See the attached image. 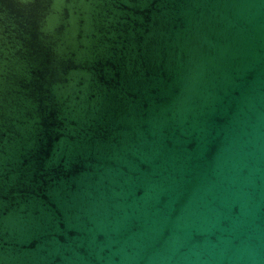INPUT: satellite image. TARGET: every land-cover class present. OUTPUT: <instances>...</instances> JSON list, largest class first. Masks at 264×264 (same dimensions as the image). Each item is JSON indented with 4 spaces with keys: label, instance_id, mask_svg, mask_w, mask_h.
<instances>
[{
    "label": "water",
    "instance_id": "1",
    "mask_svg": "<svg viewBox=\"0 0 264 264\" xmlns=\"http://www.w3.org/2000/svg\"><path fill=\"white\" fill-rule=\"evenodd\" d=\"M0 264H264V0H0Z\"/></svg>",
    "mask_w": 264,
    "mask_h": 264
}]
</instances>
